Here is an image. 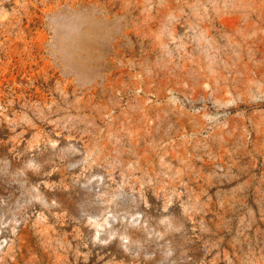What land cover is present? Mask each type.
Listing matches in <instances>:
<instances>
[{"label": "rangeland", "instance_id": "obj_1", "mask_svg": "<svg viewBox=\"0 0 264 264\" xmlns=\"http://www.w3.org/2000/svg\"><path fill=\"white\" fill-rule=\"evenodd\" d=\"M0 264H264V0H0Z\"/></svg>", "mask_w": 264, "mask_h": 264}]
</instances>
